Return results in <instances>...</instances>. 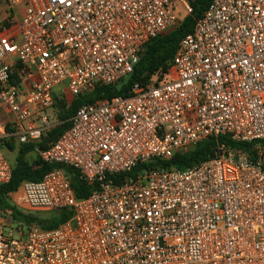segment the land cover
<instances>
[{"label":"built area","instance_id":"1","mask_svg":"<svg viewBox=\"0 0 264 264\" xmlns=\"http://www.w3.org/2000/svg\"><path fill=\"white\" fill-rule=\"evenodd\" d=\"M180 11L191 13L190 0H0V184L12 173L3 147L40 142L62 122L51 118L55 96L118 82ZM68 120L35 153L95 189L76 198L62 168L20 182L10 206L73 214L49 230L14 220L4 234L12 209L0 207V264H264L261 144L114 180L208 137L264 138V0H211L165 72Z\"/></svg>","mask_w":264,"mask_h":264},{"label":"trees","instance_id":"2","mask_svg":"<svg viewBox=\"0 0 264 264\" xmlns=\"http://www.w3.org/2000/svg\"><path fill=\"white\" fill-rule=\"evenodd\" d=\"M210 1L211 0H190V5L192 7L191 13L180 16L177 26L148 41L138 53V60L133 66V71L122 77L118 82L96 86L92 91L75 96L74 98H69L68 100L55 96V114L62 122L53 127L45 139L37 143H26L22 145L7 143L9 150H18L12 164L10 180L7 183L0 184V207L9 206L12 209L15 220L19 221L24 226L35 225L42 230L56 228L69 220L73 214L71 208L61 207L47 212L25 213L8 204L7 194L14 190L20 182L37 181L53 168H62L65 171L76 198H84L95 189L94 185L88 184L80 177V174L75 168L59 163H43L40 162L39 158L30 162L27 155L35 151V148L45 149L51 141L55 140L66 128H68L70 125L68 118L74 113L78 106L84 103H95L117 95L126 96L135 83H146L156 72H165L178 46V42L183 36L192 32L195 21L202 15ZM257 144L264 146V138L241 142L232 140L228 135H219L217 138L208 137L198 142L188 151L174 153L170 158L166 159H152L147 163L137 165L127 173L116 175L114 180L115 182H120L126 177H135L138 172L143 169H186L212 157L218 145L240 149L247 152L249 155H254V147Z\"/></svg>","mask_w":264,"mask_h":264},{"label":"rangeland","instance_id":"3","mask_svg":"<svg viewBox=\"0 0 264 264\" xmlns=\"http://www.w3.org/2000/svg\"><path fill=\"white\" fill-rule=\"evenodd\" d=\"M180 14V16H183L184 15V13L182 12V11H180L179 12ZM50 111H48V113H49ZM51 114V118L52 119H55V111H52V113H50ZM57 118V117H56ZM3 149H4V147H3ZM17 150L18 149H14L13 151H8L7 149H4V151H5V154H6V156H7V158L10 160V162H14V159H15V156H16V153H17ZM27 158H28V160L30 161V162H33L36 158H38V156H37V154L35 153V151H32L31 153H29L28 155H27ZM2 219L4 220V226H3V228L1 229V231L4 233V234H7L8 233V231H9V228L11 227V226H14V224H17L16 222H14V216H13V214H11V215H4V216H2ZM19 222V221H18ZM25 229V227H23V230ZM14 235H15V233H14Z\"/></svg>","mask_w":264,"mask_h":264},{"label":"crops","instance_id":"4","mask_svg":"<svg viewBox=\"0 0 264 264\" xmlns=\"http://www.w3.org/2000/svg\"><path fill=\"white\" fill-rule=\"evenodd\" d=\"M4 149H7L8 151H11V150H9V148L8 147H5ZM31 153V152H30ZM9 160V159H8ZM10 161V160H9ZM11 164H13L12 162H10Z\"/></svg>","mask_w":264,"mask_h":264}]
</instances>
